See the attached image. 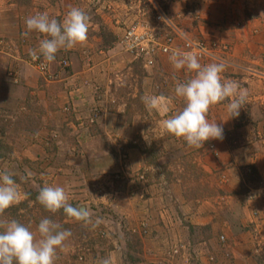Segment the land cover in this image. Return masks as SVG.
Returning a JSON list of instances; mask_svg holds the SVG:
<instances>
[{
  "label": "rangeland",
  "instance_id": "rangeland-1",
  "mask_svg": "<svg viewBox=\"0 0 264 264\" xmlns=\"http://www.w3.org/2000/svg\"><path fill=\"white\" fill-rule=\"evenodd\" d=\"M154 1L220 57V60L200 61L201 64L224 62L223 79L236 81L247 90L239 120L244 124L260 120L264 112L261 108L264 105V0H234L235 6L232 4L228 9L235 11H222V0H138L137 10L141 14L134 21L142 19L155 25ZM92 2L80 0L76 4L69 0L66 7L97 11L94 5L99 0L94 5ZM50 3L56 5L58 0H0V11H17L14 19L25 23L27 17L47 11ZM103 9L112 11L114 7L110 10L106 4ZM99 33L107 47L76 46L65 50L67 55L59 51L55 61L44 68L40 67L42 58L33 61L29 55L30 49L38 48L43 34L33 31L27 37L21 35L20 46L14 41L4 44L0 41V53L14 59L13 64L5 67L6 71L0 63V89L3 86L7 93L14 85L17 90L15 97L9 95L10 98L3 99L9 106L6 113L5 107L0 106V163L10 164L11 153L23 147L17 139L19 133L29 140L24 146L38 155L35 160L20 159V171L16 165L15 169L11 168L23 197L6 210L5 218L17 219L30 229H36L42 218L52 219L71 232L69 242L66 240L69 244L65 242L63 249H75L74 254H80L77 259L82 257L86 264H100L104 258L110 264H233L227 252L231 248L249 245L264 249V238H260L263 242L252 244L254 235L259 236L264 227L255 221L246 222L245 205L234 199V195L228 199L222 190V163L216 165L211 159L209 164L214 169H207L204 159L210 151L216 155V144L209 140L201 149L189 147L183 139L162 128L163 120L184 107L183 100L174 94L176 82L187 81L193 73L174 69L168 54H158L147 64L142 58L123 52L118 40L116 48L114 45L110 49L113 40L108 39L109 34L106 30ZM9 52L11 56L6 55ZM69 52H76L86 61L88 55L91 63L114 56H109L112 60L105 67L102 65L100 73L75 79L94 94V102L89 106H108L114 99L108 95L113 93L119 104L127 103L128 119L135 127H124L110 136L109 123L115 120L123 127L126 118L124 111L118 112V116L104 111L100 116L103 131L100 126L97 133H94L96 129L87 127L83 132L77 131L74 121L87 120L89 125L94 122L91 113L78 111L82 106L76 100L78 96L59 93L62 89L68 91L71 84L66 77L77 67L76 58L71 60ZM114 64L120 66V75L117 82L110 83L114 79ZM109 87H114L112 92H108ZM99 93L102 96L98 98ZM150 97L164 99L158 101L157 108L150 109L144 102V98ZM227 103L226 100L213 106L208 118L222 123ZM160 107L167 109L166 112L158 111ZM226 119L227 127L232 128V118ZM20 123L27 126L21 128ZM243 127L236 123L231 132L238 133L240 129L247 136L252 131L257 135L258 129L247 132ZM121 133L137 140L128 145L122 143ZM260 135L264 136V129ZM126 148H131L130 154ZM65 183L71 184L69 189ZM45 184L63 187L73 207L82 204L79 207L83 210L86 205L91 223L70 218L62 209L54 214L46 211L36 199ZM258 185V172L255 174L250 166L243 167L240 178L243 203ZM192 209L195 216H191ZM58 255L61 261L62 251ZM261 256L258 261L264 262V254Z\"/></svg>",
  "mask_w": 264,
  "mask_h": 264
},
{
  "label": "clouds",
  "instance_id": "clouds-1",
  "mask_svg": "<svg viewBox=\"0 0 264 264\" xmlns=\"http://www.w3.org/2000/svg\"><path fill=\"white\" fill-rule=\"evenodd\" d=\"M89 23L90 16L83 9L70 6L62 22L47 12L27 17V30L22 35L27 37L33 31L43 34L38 48L30 49L29 55L33 61L42 58L40 67L44 68L55 61L60 50L83 45L88 40ZM169 59L174 69H186L193 75L185 82H176L174 94L183 100L184 107L161 122L164 131L197 149L210 139L223 140L224 129L216 121L209 120V110L227 100L229 116L238 117L246 104L247 90L236 81L223 79L224 62L201 64L196 53L179 50ZM163 99L150 97L144 98V102L154 109ZM36 199L50 213L62 209L70 218L91 223L87 210L73 207L61 186L45 184ZM20 200L21 192L14 173L8 169L0 171V264H55L57 249L63 250L65 241L71 236L70 230L45 217L39 221L34 233L18 220L5 218L6 210ZM100 264H110V260L104 258Z\"/></svg>",
  "mask_w": 264,
  "mask_h": 264
},
{
  "label": "crops",
  "instance_id": "crops-1",
  "mask_svg": "<svg viewBox=\"0 0 264 264\" xmlns=\"http://www.w3.org/2000/svg\"><path fill=\"white\" fill-rule=\"evenodd\" d=\"M67 1L69 0H58V3L56 5L50 3L48 10L43 11V12H47L50 16L55 17L62 22L65 14L68 11L66 7ZM73 1H75L76 4H79L80 0H73ZM104 1L100 2L99 0V3L95 4L94 3L95 0H93L92 3L93 5L95 4L94 7H96L97 11H85L90 16L88 40L83 45H78V47H82L85 49L107 47L105 42H103L104 38L102 36V33H99L101 32V30H106V32L109 34L108 39L110 37V40H113V42L112 41L111 43L109 42L110 43L109 47H112L110 49H113L114 45L116 48L117 44L115 43L119 42V38L123 33L124 27L128 25L130 22H133L134 18L141 14V11L137 10V7L139 6L137 5L138 0H108V1H105V3L108 4V7L110 8V10H111V7H114L112 11H106L105 9H103V7H106V4L104 3ZM233 3H234V0H222V11H235V10L228 9ZM233 6H235V4H233ZM168 14L170 15L172 19H174L172 15L170 14V12H168ZM16 15H17V11H0V37H4V39H1L0 41L3 44L8 43L9 41H14V42L19 43V46H20V42H18V38L27 29H26V25L24 26L25 23H21L17 18L14 19V16ZM181 28L184 29L183 27ZM190 35L192 36V34ZM33 40H35L34 35H33ZM60 53L62 55L68 54L66 53L65 50H60ZM69 54L72 55L71 60H74L76 58V60L74 61H76L77 67L76 69H74V72L70 74V76L66 77V80H68L69 84H71L70 88H68V91H66L65 89H62L60 90L59 93L66 92V95H67V93L69 92L74 97L78 96L79 98L76 100L78 102H82L80 103V105L82 104V106L81 108H78V111L82 110L84 114H86L87 112L89 114L91 113L90 114L91 119L93 120L94 125H96V126L89 125L87 120H84L83 122L82 121L79 122L78 120H76L74 121L75 123L74 126L77 129V131L83 132L85 130L84 128L87 127L88 129L90 128H94V130L96 129L94 133H97L99 131V129H97V126H100V129L103 131L104 130V128L102 127L103 121H101L100 119L102 118L101 115L103 114L104 111L111 115H116V116L119 115L118 112L124 111L123 116L126 118L124 119L126 126H123V127H121L120 123L115 122V120L109 123L108 133L111 132L110 136L117 134V132L119 133V130H122L124 127H131V126L135 127L136 124L134 123L133 125H131L130 122L132 120L128 119L129 112H128L127 103L126 105L119 104V102L115 100V96L113 93V95H108L109 97L110 96L114 97L112 102L110 101L108 103V106L102 107L101 104L99 105L95 104V107H93V105L89 106L91 103L94 102L93 100L94 94L92 92L86 91L87 85H85L81 81L77 82V80L75 79L76 77L82 78L85 74H86L85 78H88L93 73H96V72L100 73L101 70H103L101 68L102 65H104L105 67L106 63L112 60V58H110L109 56H112V57L114 56L111 54L108 57H106V60L103 59L102 62L100 63L98 62L91 63L89 62L91 58L88 57V55H86L85 57V59H87L86 61L80 58V55L76 54V52H69ZM6 55L11 56L10 52L9 54H6ZM116 55H117V52H116ZM13 62H14V59H12L11 57H5L3 54L0 53V63L4 64V69L1 68L3 69V71H6L5 67L7 65L13 64ZM79 63L83 64L84 68L82 66L78 67ZM119 68L120 66L118 68H117V65L114 66V70H112L114 79H111L109 81L110 83L117 82L116 79L119 78V75H120ZM105 73L106 72H104L103 75H105ZM0 76L2 77V74H0ZM13 86H11V88L9 89L7 93L5 92L6 88H4L3 86L0 89V94L2 96L0 97V101H1L0 106L5 107V113L8 111L7 108L9 106L3 101V99L10 98L9 95L15 97V93L17 92V90H14ZM113 89L114 87H109L108 92H112ZM91 94H93L92 97H91ZM101 96L102 94L99 93L98 98ZM86 100L88 101V104L83 103ZM116 105H118V107ZM261 106H262L261 108H264V105H261ZM166 110L164 107H160L158 109V111L164 112V113L166 112ZM9 112L11 113V111ZM92 113L96 114L97 116L95 117L92 116L94 115ZM228 116H229V112L227 111V107H226V109H224L222 113V123L217 122L224 129L223 140L210 139L211 142H214L216 144L219 153L218 151H216V155L215 154L212 155L211 153L212 151H210L208 152V155L205 157L206 159L204 160L207 163V169L209 171L214 169V167L212 168L209 164L211 163V159L216 163V165H218L220 162L222 163V171H223L222 190H224L225 193L227 194L226 197L230 199V197L234 195V199H236L239 203H242L243 205H245L244 207H245L246 215H247L246 222L255 221V222L261 223V226L264 227V136L260 135V133H262V130L264 129V112H262L263 117L260 120L255 121V122H248L245 124L242 121H240L238 117H231L232 123L230 124V127L232 125V128H228L225 123V121H227L226 117ZM215 119H218L217 115ZM209 120L214 121V119H209ZM236 123L238 125H241V127L244 126L243 128H246L247 132H249V129H253V128L258 129V132H256L257 135L254 134L255 132L252 131L250 133L251 136H247L245 134L240 133V129L238 133L237 131H235V133L233 134L231 130L234 128ZM19 125H21V128H25V126H27L21 123ZM28 126L30 127V125ZM121 134L122 135L119 136L121 137L120 141L122 143H126L127 145L134 143L137 140L134 138V136L131 137L130 135H124L123 133ZM136 134L138 133L136 132ZM17 139L20 141V143H23V147L20 146L19 148H16L13 153H11L10 157H11L12 162L10 164L8 162L0 163V171L4 169H8L9 171H11L12 169H15V165H16L17 170L20 171V164H21L20 159L28 158L30 160H35L38 158V155L36 154V152L30 151L26 146H24V143L29 144V140L25 136H23L22 133H19V137ZM126 152L130 154L131 148H126ZM245 166H254L256 168L258 175H259V185L256 188H254L251 192H249L248 199L245 201V203H243L242 202L243 199L240 196L241 195L240 194L241 193L240 178H241V169ZM53 182L54 181H52V183ZM65 185H66V189H69L68 187L71 186V184L69 185L68 183H65ZM22 193L23 192H21V198L23 197ZM79 206H82V204L77 205V207ZM84 206H85V209H87L86 205ZM195 215L196 213L192 209L191 216H195ZM31 230L34 233H36L35 228ZM37 237H38V233H37ZM260 238H264V232H261L259 236L257 234L256 237L254 235L255 241L252 239L253 240L252 244H256L257 241L259 243L263 242V241H260L261 240ZM69 240L70 239L68 238L67 241L69 242ZM67 241L65 242L69 244ZM74 250L75 249L70 250V247L69 248L66 247L63 250L57 249V259L55 261V264H66V263L86 264L85 263L86 261H82L83 259L82 257H80L81 260L77 259V255H80V254L75 255ZM61 251L63 253V256H62L63 259L61 261H58V258H59L58 252L61 253ZM227 252H229L228 254H229V257H231V261H233V264H264V262L258 261V259L262 258L261 255L264 254V249L262 247L250 248L249 245L246 247L239 246V247L231 248L227 250Z\"/></svg>",
  "mask_w": 264,
  "mask_h": 264
},
{
  "label": "built area",
  "instance_id": "built-area-1",
  "mask_svg": "<svg viewBox=\"0 0 264 264\" xmlns=\"http://www.w3.org/2000/svg\"><path fill=\"white\" fill-rule=\"evenodd\" d=\"M155 25L142 19L126 25L119 38L121 49L147 64L158 54L171 55L174 51H191L200 61L220 60L214 49L203 40L191 36L170 17L157 2L153 3Z\"/></svg>",
  "mask_w": 264,
  "mask_h": 264
},
{
  "label": "trees",
  "instance_id": "trees-1",
  "mask_svg": "<svg viewBox=\"0 0 264 264\" xmlns=\"http://www.w3.org/2000/svg\"><path fill=\"white\" fill-rule=\"evenodd\" d=\"M250 168L254 169L255 170V174L257 173V170L254 166H250ZM17 209V208H16ZM17 220V219H16ZM19 221V220H18ZM20 222V221H19Z\"/></svg>",
  "mask_w": 264,
  "mask_h": 264
}]
</instances>
